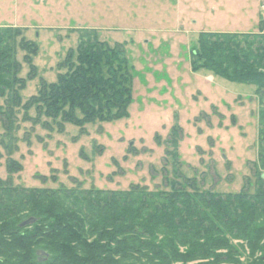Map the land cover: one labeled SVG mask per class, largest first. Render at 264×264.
Segmentation results:
<instances>
[{"label": "rangeland", "instance_id": "rangeland-1", "mask_svg": "<svg viewBox=\"0 0 264 264\" xmlns=\"http://www.w3.org/2000/svg\"><path fill=\"white\" fill-rule=\"evenodd\" d=\"M260 22L264 0H0V27L38 49L32 67L15 49L24 86L12 130L0 120V178L12 159L21 166L13 184L28 188L168 190L177 173L200 190L235 193L249 181L252 192L255 87L193 72L190 61L199 33L257 32ZM88 32L123 47L131 103L127 117L78 127L46 117L33 97L66 72L60 65ZM11 96H0V111Z\"/></svg>", "mask_w": 264, "mask_h": 264}, {"label": "trees", "instance_id": "trees-1", "mask_svg": "<svg viewBox=\"0 0 264 264\" xmlns=\"http://www.w3.org/2000/svg\"><path fill=\"white\" fill-rule=\"evenodd\" d=\"M20 37L18 28L0 27V96L12 95L0 111L5 132L20 105L15 87L24 86L15 49L31 67L38 50ZM190 66L255 87L253 191L249 181L235 193L200 190L177 173L180 182L166 181L168 190L28 188L13 184L10 175L21 166L9 159L8 177L0 178V264H264V22L257 32L199 33ZM60 67L66 72L32 99L46 117L82 127L128 116L132 74L120 44L88 32ZM29 217L36 221L20 227ZM38 250L48 258L38 261Z\"/></svg>", "mask_w": 264, "mask_h": 264}, {"label": "water", "instance_id": "water-1", "mask_svg": "<svg viewBox=\"0 0 264 264\" xmlns=\"http://www.w3.org/2000/svg\"><path fill=\"white\" fill-rule=\"evenodd\" d=\"M35 221H36V219L34 217H29V218L25 219L23 222H21L19 224V226L20 227L30 226ZM36 254H37V257H38V261H44V260H46L48 258V254L44 250H38L36 252Z\"/></svg>", "mask_w": 264, "mask_h": 264}]
</instances>
